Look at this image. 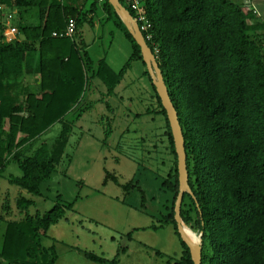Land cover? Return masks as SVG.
Listing matches in <instances>:
<instances>
[{
	"label": "trees",
	"instance_id": "obj_1",
	"mask_svg": "<svg viewBox=\"0 0 264 264\" xmlns=\"http://www.w3.org/2000/svg\"><path fill=\"white\" fill-rule=\"evenodd\" d=\"M93 1L89 13L94 12ZM81 2L4 0L20 20L14 41L6 40L0 20V174L11 162L18 164L21 175H10L8 181L19 189L15 206L22 217L13 218L8 197L0 203V264H57L59 255L54 246H44L43 235L66 218L74 204L57 203L45 214L29 215L34 201L23 192L40 193L41 184L61 163L72 131L67 115L83 100L88 70L94 67L93 76L109 94L124 71L115 72L105 59L93 62L75 35L53 36L66 28L69 18L76 19V30L81 26ZM102 4L107 18L132 44L126 67L136 60L146 67L140 46L114 6L109 0ZM144 7L153 26V41L147 42L185 136L191 192L184 195L181 217L201 235V264H264V23L254 11H245L243 1L144 0ZM31 9L38 12L37 24H27L21 16ZM146 73L156 91L147 67ZM28 75H39V82L25 81ZM156 97L176 156L167 179L176 201L174 137L157 91ZM57 122L62 131L55 142L42 143L27 154L31 143ZM109 180L118 181L108 171L105 183ZM174 215L173 207L163 224L178 229ZM181 241L176 264H194L189 246ZM86 256L96 263L109 262L91 252Z\"/></svg>",
	"mask_w": 264,
	"mask_h": 264
},
{
	"label": "rangeland",
	"instance_id": "obj_2",
	"mask_svg": "<svg viewBox=\"0 0 264 264\" xmlns=\"http://www.w3.org/2000/svg\"><path fill=\"white\" fill-rule=\"evenodd\" d=\"M81 1L84 14L78 36L87 43L91 59H105L115 72L124 71L112 95L99 78L92 81L89 76L82 98L85 102L67 116L72 131L61 163L41 184L40 193L23 192L34 201L28 214H45L57 203L74 204L66 218L43 235L44 246H54L59 255L57 264L92 263L88 252L104 257L108 264L114 259L118 264H176L182 241L172 223L163 224L175 209L167 179L176 156L166 118L159 111L158 100L150 96L155 92L143 62L136 60L126 67L133 48L124 31L106 17L102 3H95L89 17L94 1ZM8 13L14 15L12 20ZM28 15V22L38 19L37 10L21 16ZM0 20L16 25L20 15L16 9H6L0 12ZM90 70L93 68L89 74ZM61 131L62 124L55 123L31 143L27 154L42 143L51 146ZM108 171L118 181L105 183ZM10 175H21L15 162L0 174V196L9 191L13 218H21L15 206L19 189L9 183ZM185 226L194 234L195 244L201 245V235ZM2 232L3 225L1 242Z\"/></svg>",
	"mask_w": 264,
	"mask_h": 264
},
{
	"label": "water",
	"instance_id": "obj_3",
	"mask_svg": "<svg viewBox=\"0 0 264 264\" xmlns=\"http://www.w3.org/2000/svg\"><path fill=\"white\" fill-rule=\"evenodd\" d=\"M109 2L114 6L116 12L119 14L122 21L126 24L128 30L131 32L136 42L140 46L147 70L152 78L153 84L156 87V91L161 98L162 105L167 112L174 137L179 171V192L175 201L174 218L176 220L178 232L182 240L190 248L194 264H201V245H196L186 235L183 229L185 224L181 217V207L184 195L186 192H191V189L189 183L190 180L187 164V152L185 147L186 141L183 128L178 117V111L170 97L169 90L159 67L157 57L151 47L148 45V42L146 41L138 22L130 10L127 9L120 0H109Z\"/></svg>",
	"mask_w": 264,
	"mask_h": 264
},
{
	"label": "built area",
	"instance_id": "obj_4",
	"mask_svg": "<svg viewBox=\"0 0 264 264\" xmlns=\"http://www.w3.org/2000/svg\"><path fill=\"white\" fill-rule=\"evenodd\" d=\"M95 1L103 3L105 0H95ZM123 1L126 3V6L128 7V9L134 12L135 14L134 18L138 22L146 41H153V32H152L153 26L145 10L144 0H123ZM6 9L7 8H6V5L4 4V0H0V12L5 11ZM7 18L9 20H12L14 18V15L12 13H8ZM6 23H5L6 29H5L4 34H5L6 40L11 41L16 36L18 30L15 26H12V24L10 25ZM76 27H77L76 19L69 18L66 28L63 31L53 32V36L59 37V38L73 37L76 32ZM154 48H155V52H158L159 49L156 45H154Z\"/></svg>",
	"mask_w": 264,
	"mask_h": 264
},
{
	"label": "crops",
	"instance_id": "obj_5",
	"mask_svg": "<svg viewBox=\"0 0 264 264\" xmlns=\"http://www.w3.org/2000/svg\"><path fill=\"white\" fill-rule=\"evenodd\" d=\"M242 1H243V5L247 6V8H245V7L244 8L246 10L248 9L249 11H254L260 17L261 21L264 23V0H242ZM23 12H27V10L26 11L23 10ZM105 13H106V17H108V13L106 11H105ZM88 15H89V17H92L93 13H88ZM22 17L27 21V24H37L38 23V19H36V21H33V22H28L29 20H31V15H28L27 17H24V16H22ZM3 24H5V23L3 22ZM12 26H15L17 28V30H18L17 24L16 25L12 24ZM80 27L77 28L75 36H74V39L78 42V45H79L82 53H87L88 56L90 57V55H89V53L87 51V46H88L87 43L85 42V40L83 38H81V36H78L79 33H80ZM15 39H18V32H17L16 36L11 41H14ZM100 60H102V59H99L98 61H100ZM145 72H146V70L144 71V74H145ZM93 74H94V67H93V70H90V74H89V71H88V74H87L88 80H90L89 76L92 77V79H91L92 81L94 80L95 77L93 76ZM27 80L28 81L32 80L33 83L39 82V75H34L33 77H29V75H28L27 77H25V81H27ZM150 84H152V82ZM154 92H155V94L154 95H150V96L151 97L155 96L153 98L157 99L156 91L154 90ZM112 94H109V95H112ZM83 101L84 100H82L79 105H76L69 114L73 113L82 104ZM0 190H1V188H0ZM2 193L3 194L0 196V203L1 204L5 202L7 197L9 198V191H3ZM17 193H19V191H16V194ZM0 243H1V238H0ZM91 262L92 263H89V264H102V263H96V262H93V261H91ZM104 264H108V263H104ZM112 264H118V263H112Z\"/></svg>",
	"mask_w": 264,
	"mask_h": 264
},
{
	"label": "bare ground",
	"instance_id": "obj_6",
	"mask_svg": "<svg viewBox=\"0 0 264 264\" xmlns=\"http://www.w3.org/2000/svg\"><path fill=\"white\" fill-rule=\"evenodd\" d=\"M184 232L186 233V235L191 239V241H193V243L196 242V238L194 236V234L192 233V231L187 227V226H183Z\"/></svg>",
	"mask_w": 264,
	"mask_h": 264
}]
</instances>
